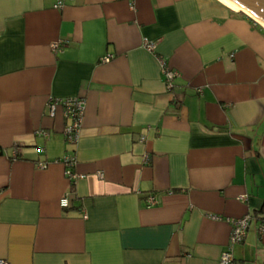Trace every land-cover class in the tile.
<instances>
[{"label":"crops","instance_id":"crops-1","mask_svg":"<svg viewBox=\"0 0 264 264\" xmlns=\"http://www.w3.org/2000/svg\"><path fill=\"white\" fill-rule=\"evenodd\" d=\"M263 205L261 24L223 0H0V258L223 264L252 214L232 264H264Z\"/></svg>","mask_w":264,"mask_h":264},{"label":"built area","instance_id":"built-area-1","mask_svg":"<svg viewBox=\"0 0 264 264\" xmlns=\"http://www.w3.org/2000/svg\"><path fill=\"white\" fill-rule=\"evenodd\" d=\"M133 1V0H131ZM62 1L58 2L56 4V7H61L63 6ZM61 42H56L53 44V48L55 49H59L61 47ZM145 46L146 48L150 51V52H155L156 49V44L155 42H150V41H145ZM110 59V56H107L105 58H103V61H108ZM165 74L167 76V83L169 88L172 87V80L174 79L176 73L174 71H171L167 68H165ZM64 106H65V114L66 116L69 118L71 117L72 119V123L70 125H68L65 128V136L67 137V139L71 142H74L77 140L78 136H79V129L81 126V120H82V116L84 113V99L83 98H79V97H75V98H68L66 100H64ZM49 108L51 110V114L54 115L55 114V109H56V104L55 103H51L49 105ZM45 134L44 132H40ZM73 161L68 160L67 161V170H66V174L67 176L70 178V180L72 182H74L77 178H80L81 175L77 174L74 170H73ZM102 175V174H100ZM149 202L150 203H155L156 200L154 198V196H151L149 198ZM61 206L62 207H69L70 206V197L69 194L65 195L61 200H60ZM253 220V215L252 214H246L240 218H231L229 219V222L232 225V232H231V236H230V241H229V246L228 248L223 252L222 257H221V263L223 264H232L233 263V255H232V247L235 244L241 243L244 241L246 234H247V230L251 224ZM264 230V222L261 223L260 225V231L262 232ZM0 264H10L8 260L0 258Z\"/></svg>","mask_w":264,"mask_h":264},{"label":"water","instance_id":"water-1","mask_svg":"<svg viewBox=\"0 0 264 264\" xmlns=\"http://www.w3.org/2000/svg\"><path fill=\"white\" fill-rule=\"evenodd\" d=\"M241 8V12L264 25V0H229Z\"/></svg>","mask_w":264,"mask_h":264},{"label":"trees","instance_id":"trees-1","mask_svg":"<svg viewBox=\"0 0 264 264\" xmlns=\"http://www.w3.org/2000/svg\"><path fill=\"white\" fill-rule=\"evenodd\" d=\"M257 216L260 217L261 221L264 222V205L261 209L257 210Z\"/></svg>","mask_w":264,"mask_h":264},{"label":"bare ground","instance_id":"bare-ground-1","mask_svg":"<svg viewBox=\"0 0 264 264\" xmlns=\"http://www.w3.org/2000/svg\"><path fill=\"white\" fill-rule=\"evenodd\" d=\"M224 2H226L227 4H229L231 7H233L234 9L237 10H241V8H239L238 6H236L235 4L231 3L229 0H223ZM264 27V25H262Z\"/></svg>","mask_w":264,"mask_h":264}]
</instances>
